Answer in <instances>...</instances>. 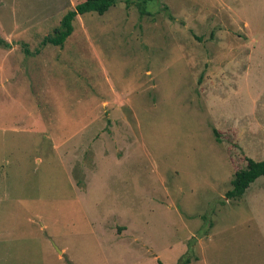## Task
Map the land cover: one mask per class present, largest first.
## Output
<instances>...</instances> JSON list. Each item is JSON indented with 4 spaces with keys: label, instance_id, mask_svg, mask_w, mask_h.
<instances>
[{
    "label": "rangeland",
    "instance_id": "374dc122",
    "mask_svg": "<svg viewBox=\"0 0 264 264\" xmlns=\"http://www.w3.org/2000/svg\"><path fill=\"white\" fill-rule=\"evenodd\" d=\"M83 1L0 0V264H264V0Z\"/></svg>",
    "mask_w": 264,
    "mask_h": 264
},
{
    "label": "trees",
    "instance_id": "16d2710c",
    "mask_svg": "<svg viewBox=\"0 0 264 264\" xmlns=\"http://www.w3.org/2000/svg\"><path fill=\"white\" fill-rule=\"evenodd\" d=\"M116 0H84L77 4L74 9L69 10L61 19L60 25L54 30L51 36L44 39V43H49L54 46H63L65 40L72 34V23L77 15H84L86 13L95 12L99 15L105 13ZM154 1V0H144ZM6 43L0 38V45ZM215 133V131L213 130ZM264 176V160L255 161L251 158L247 159V165L244 169L237 171L231 181L232 188L227 191V198H239L243 195L245 190L258 177ZM185 263H188L187 261ZM158 264H162L158 261Z\"/></svg>",
    "mask_w": 264,
    "mask_h": 264
},
{
    "label": "water",
    "instance_id": "95a60500",
    "mask_svg": "<svg viewBox=\"0 0 264 264\" xmlns=\"http://www.w3.org/2000/svg\"><path fill=\"white\" fill-rule=\"evenodd\" d=\"M56 249H57V248H56ZM57 252L61 253V251H60V250H58V249H57Z\"/></svg>",
    "mask_w": 264,
    "mask_h": 264
}]
</instances>
